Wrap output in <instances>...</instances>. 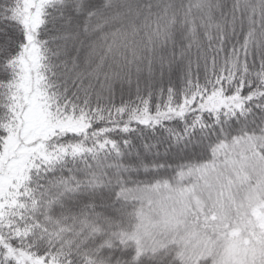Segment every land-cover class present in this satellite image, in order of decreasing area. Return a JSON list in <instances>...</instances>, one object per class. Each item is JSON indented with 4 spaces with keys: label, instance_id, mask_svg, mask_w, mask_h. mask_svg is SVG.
<instances>
[{
    "label": "snow or ice",
    "instance_id": "obj_1",
    "mask_svg": "<svg viewBox=\"0 0 264 264\" xmlns=\"http://www.w3.org/2000/svg\"><path fill=\"white\" fill-rule=\"evenodd\" d=\"M0 264H264V0H0Z\"/></svg>",
    "mask_w": 264,
    "mask_h": 264
}]
</instances>
